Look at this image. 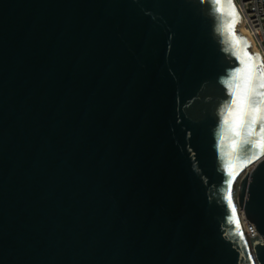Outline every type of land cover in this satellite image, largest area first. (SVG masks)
I'll use <instances>...</instances> for the list:
<instances>
[{
    "label": "water",
    "instance_id": "1",
    "mask_svg": "<svg viewBox=\"0 0 264 264\" xmlns=\"http://www.w3.org/2000/svg\"><path fill=\"white\" fill-rule=\"evenodd\" d=\"M223 2L0 0V264H264Z\"/></svg>",
    "mask_w": 264,
    "mask_h": 264
},
{
    "label": "snow or ice",
    "instance_id": "2",
    "mask_svg": "<svg viewBox=\"0 0 264 264\" xmlns=\"http://www.w3.org/2000/svg\"><path fill=\"white\" fill-rule=\"evenodd\" d=\"M217 11L224 13L225 6L223 0H215ZM227 6L230 11L227 15L232 17L230 25H225V31L232 38L233 47L243 45V55L236 53L241 67L236 69L231 85V101L227 109L224 123L229 126L235 139L232 148L236 149L240 138L255 136V140H245L244 143L250 144L258 149V155H264V61L259 54H251L247 51L250 47V41L246 37H240L235 32V25L239 23V12L233 3V0H227ZM257 125L259 128L257 130ZM252 158L244 161L241 167L250 163ZM231 169L232 166L230 165ZM238 174V173H237ZM229 176L235 179V174L230 170ZM231 181H229L228 203L232 204ZM232 215L235 218L236 208L232 206ZM237 229H239V220H236Z\"/></svg>",
    "mask_w": 264,
    "mask_h": 264
},
{
    "label": "built area",
    "instance_id": "3",
    "mask_svg": "<svg viewBox=\"0 0 264 264\" xmlns=\"http://www.w3.org/2000/svg\"><path fill=\"white\" fill-rule=\"evenodd\" d=\"M239 12V23L246 30L251 39L255 54H259L264 61V0H233ZM255 232L254 227L247 229Z\"/></svg>",
    "mask_w": 264,
    "mask_h": 264
},
{
    "label": "bare ground",
    "instance_id": "4",
    "mask_svg": "<svg viewBox=\"0 0 264 264\" xmlns=\"http://www.w3.org/2000/svg\"><path fill=\"white\" fill-rule=\"evenodd\" d=\"M237 25V24H236ZM235 25V26H236ZM237 30L238 32L241 34V35H244L248 41H250V47H248V50L250 51V53H253L255 54V47L251 41V39H249V36L246 32V30L242 27V25H237ZM237 190H238V182L236 183V186L234 188V200H235V203L237 205V209L239 211V216H240V224L242 226V229L245 233H247V235H250L249 231L247 230L248 229V223L247 221L245 220V218L243 217V214H242V210H241V207L239 206L238 204V200H237Z\"/></svg>",
    "mask_w": 264,
    "mask_h": 264
},
{
    "label": "rangeland",
    "instance_id": "5",
    "mask_svg": "<svg viewBox=\"0 0 264 264\" xmlns=\"http://www.w3.org/2000/svg\"><path fill=\"white\" fill-rule=\"evenodd\" d=\"M235 31H237V32H238V30H237V25L235 26Z\"/></svg>",
    "mask_w": 264,
    "mask_h": 264
}]
</instances>
